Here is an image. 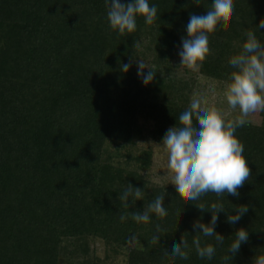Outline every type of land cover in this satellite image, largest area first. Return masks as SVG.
I'll return each mask as SVG.
<instances>
[{"label":"trees","instance_id":"trees-1","mask_svg":"<svg viewBox=\"0 0 264 264\" xmlns=\"http://www.w3.org/2000/svg\"><path fill=\"white\" fill-rule=\"evenodd\" d=\"M149 2L158 9L155 23L138 17L134 33L118 36L108 27L104 0H0V264H105L96 242L122 253L124 264H256L264 256V112L259 124L236 130L250 170L238 198L207 193L187 201L174 185L151 180L153 149L139 142L148 131L152 144L161 143L188 108L197 80L177 53L189 16L205 15L211 0ZM234 6L209 35V53L197 68L226 86L234 71L228 60L241 51L244 34L254 31L264 43V29H256L264 0ZM137 60L156 72L147 86ZM124 64L131 65L126 73ZM128 184L143 198L126 208L118 197ZM163 194L166 218L121 222ZM214 202L229 212L243 204L248 212L234 225L219 213L215 231L224 243L212 260L200 259L192 224H207L211 212L195 205ZM240 228L248 240L230 256ZM181 238L188 260L168 254L170 242Z\"/></svg>","mask_w":264,"mask_h":264},{"label":"clouds","instance_id":"clouds-1","mask_svg":"<svg viewBox=\"0 0 264 264\" xmlns=\"http://www.w3.org/2000/svg\"><path fill=\"white\" fill-rule=\"evenodd\" d=\"M206 0H191L196 6H201ZM108 27L118 36H125L137 30V18L142 17L145 25H153L157 18V7L149 0H104ZM235 10L234 0H211L210 10L205 15L191 14L185 27L186 37H181V47L177 53L180 66L197 69L202 66L209 53V35L216 30L223 20H229ZM256 29H264L261 21ZM242 49L228 60L234 69L230 74L224 96L227 105L232 110L238 109V115L228 119L214 104H209L197 93L190 100L188 108L179 116L178 125L169 128L162 137V146L167 150L168 170L173 178L175 192L182 194L187 201H198L207 193H214L218 198L225 194L238 198V191L250 178V170L243 155L244 145L236 136L238 128L246 126L252 113L264 112V43L258 39L254 31H247ZM134 42V47H139ZM137 76L143 85H149L156 74L155 71L140 60H137ZM130 64L123 65V72H128ZM145 69L147 71L145 72ZM165 194L156 196L146 209L121 215L124 222L129 217L136 223L149 224L152 217L163 219L168 215L164 205ZM143 190L134 188L131 184L123 188L118 199L126 208L129 203L135 204L142 200ZM195 205V204H194ZM201 212H211L207 224L197 219L193 222L194 236L192 247L200 259L212 260L218 246L223 245L225 237L215 231L219 213L226 214L229 225L238 223L248 212V206H234L229 212L222 202L211 203L205 208L197 206ZM157 235L152 238L153 244H159V227ZM202 238H212V243H203ZM248 231L240 228L235 232V238L227 252L230 256L236 254L242 243L247 242ZM189 244L181 238L177 243L171 241L168 254L174 259H189ZM228 257H225L227 259ZM256 264H264V256L259 257Z\"/></svg>","mask_w":264,"mask_h":264},{"label":"rangeland","instance_id":"rangeland-1","mask_svg":"<svg viewBox=\"0 0 264 264\" xmlns=\"http://www.w3.org/2000/svg\"><path fill=\"white\" fill-rule=\"evenodd\" d=\"M193 72V78L197 81V88L194 94H201L209 104H214L225 114L227 118H233L238 115V109L232 110L229 108L224 96L226 85H223L217 81L205 79L197 74V69H191ZM262 112L252 113L248 117V121L252 124H259L261 120ZM140 123H143L142 121ZM148 129V126H147ZM148 131H145L143 138L139 144L143 147L151 146L153 149V163L150 169L149 175L151 180L159 185H172L173 178L168 170V156L167 150L162 146V142L159 144H152L147 138ZM96 252L101 260L105 264H124V255L122 253L113 254L106 250V248L100 242L95 243Z\"/></svg>","mask_w":264,"mask_h":264}]
</instances>
